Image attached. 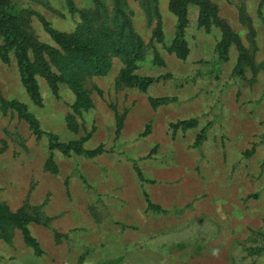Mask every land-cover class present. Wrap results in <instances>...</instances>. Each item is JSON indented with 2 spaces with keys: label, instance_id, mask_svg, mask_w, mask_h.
<instances>
[{
  "label": "rangeland",
  "instance_id": "rangeland-1",
  "mask_svg": "<svg viewBox=\"0 0 264 264\" xmlns=\"http://www.w3.org/2000/svg\"><path fill=\"white\" fill-rule=\"evenodd\" d=\"M126 1L148 44L133 71L154 79L145 89L117 83L122 62L114 57L106 74L84 82L89 107L75 109L77 96L66 85L54 95L39 76L37 105L15 60L0 57V202L27 215L25 227L40 246L35 251L16 228L10 241L0 237V264H264V254L244 257L253 230L264 231V5L212 0L250 55L239 72L238 51L219 56L220 31L198 27L195 5L188 9L182 55L168 51L176 31L168 0H157L159 42L157 17L137 0ZM21 3L59 31L71 32L79 20L65 0ZM32 26L50 42L35 16ZM151 98L168 102L153 106ZM1 99L26 103L60 141L86 137L85 149L105 152L88 158L53 148L56 170L47 169L48 138L16 112L3 113ZM189 118L197 119L195 127H171ZM145 195L166 211L149 209Z\"/></svg>",
  "mask_w": 264,
  "mask_h": 264
},
{
  "label": "trees",
  "instance_id": "trees-1",
  "mask_svg": "<svg viewBox=\"0 0 264 264\" xmlns=\"http://www.w3.org/2000/svg\"><path fill=\"white\" fill-rule=\"evenodd\" d=\"M22 0H0V57L4 62L11 58L15 60L21 84L29 99L37 105L42 104L37 77H42L50 91L57 95L61 85H66L76 96L75 109L90 106L84 82L92 76L106 74L111 68L112 58H119L122 67L117 83L126 86H137L145 89L154 79L150 76L134 73L139 61L146 58L148 44L135 31L131 19V11L126 0H90L92 6L78 8L79 0H65L71 14L78 15V22L71 32H63L54 28L40 13L32 7L25 6ZM147 16H156V26L153 37L162 41L163 33L160 27L157 0H137ZM260 6L264 0H260ZM190 5L198 8L197 24L199 28L210 31L218 28L221 37L216 46L220 57H226L229 49L238 51L237 69L242 72L245 65L251 62L250 55L239 35L231 25L218 14V6L212 0H168V9L176 17V31L173 44L168 51L182 54L185 50L184 30L188 25V9ZM260 10V8H259ZM240 16L251 26L250 19L244 7H240ZM33 16L41 23L43 31L50 42L41 40L32 26ZM251 32L253 29L251 27ZM154 52V51H153ZM183 55V54H182ZM153 106L168 102L167 98H151ZM1 111L16 112L38 137L45 135L49 142L47 169L55 171L52 149L57 148L64 154H78L94 157L105 152L101 147L87 150L83 146L86 137L68 142L60 141L57 134L41 128L36 115L29 110L26 103L17 99H1ZM120 125V123H119ZM197 125L196 118L183 119L171 123V127L189 129ZM204 137V136H202ZM137 175L143 176L139 169ZM149 209L165 212L166 209L151 203L145 195ZM27 215L21 210L12 211L6 203L0 202V237L10 241L13 231L21 228L25 231L28 243L40 252L39 243L32 237L27 227ZM254 244L244 247L246 256L264 254V231L253 230ZM260 237V244L255 242Z\"/></svg>",
  "mask_w": 264,
  "mask_h": 264
},
{
  "label": "crops",
  "instance_id": "crops-1",
  "mask_svg": "<svg viewBox=\"0 0 264 264\" xmlns=\"http://www.w3.org/2000/svg\"><path fill=\"white\" fill-rule=\"evenodd\" d=\"M7 204V203H6ZM8 205V204H7ZM9 206V205H8ZM10 208V207H9ZM11 209V208H10ZM12 211H15V210H13V209H11Z\"/></svg>",
  "mask_w": 264,
  "mask_h": 264
}]
</instances>
